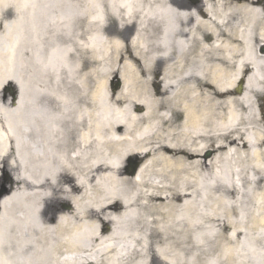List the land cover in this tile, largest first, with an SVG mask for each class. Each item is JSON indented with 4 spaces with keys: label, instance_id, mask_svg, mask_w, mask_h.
<instances>
[{
    "label": "bare ground",
    "instance_id": "obj_1",
    "mask_svg": "<svg viewBox=\"0 0 264 264\" xmlns=\"http://www.w3.org/2000/svg\"><path fill=\"white\" fill-rule=\"evenodd\" d=\"M262 95L264 0H0V264H264Z\"/></svg>",
    "mask_w": 264,
    "mask_h": 264
},
{
    "label": "rangeland",
    "instance_id": "obj_2",
    "mask_svg": "<svg viewBox=\"0 0 264 264\" xmlns=\"http://www.w3.org/2000/svg\"><path fill=\"white\" fill-rule=\"evenodd\" d=\"M109 87L112 88L114 87L115 89H117L119 87V79L117 77H115L114 79H110L109 80ZM261 101V100H260ZM208 152L205 153V155H207ZM211 153V152H210ZM141 161H137L136 159L134 158H130L128 159L126 162H125V166L130 169V171L132 172L131 170V167L132 166H135L136 163H140ZM1 190V189H0Z\"/></svg>",
    "mask_w": 264,
    "mask_h": 264
},
{
    "label": "water",
    "instance_id": "obj_3",
    "mask_svg": "<svg viewBox=\"0 0 264 264\" xmlns=\"http://www.w3.org/2000/svg\"><path fill=\"white\" fill-rule=\"evenodd\" d=\"M207 156H210V153H208ZM134 173H135V169H134V171H133V174H134ZM2 195H3V192H0V198L2 197Z\"/></svg>",
    "mask_w": 264,
    "mask_h": 264
}]
</instances>
